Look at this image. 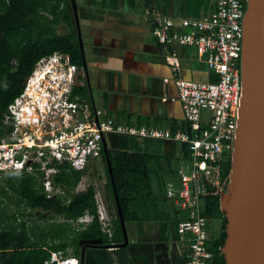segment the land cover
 Listing matches in <instances>:
<instances>
[{"label": "built area", "instance_id": "built-area-1", "mask_svg": "<svg viewBox=\"0 0 264 264\" xmlns=\"http://www.w3.org/2000/svg\"><path fill=\"white\" fill-rule=\"evenodd\" d=\"M245 12V0H217L212 12L198 19L179 20L181 31L170 18H154L151 34L157 43L194 48L215 77L201 83L175 75L185 121L175 131L114 121L73 93L76 75L82 69L71 64L67 55L54 53L41 58L2 118L7 131L0 137V177L13 171L39 172L43 193L53 199L65 195L54 183L59 170L84 173L91 163L102 159V141L107 134L183 143L188 148V166H180L175 179L167 182L165 196L185 213L177 225L180 240L186 244L185 264H216L209 243L205 195L208 189L219 195L223 191L221 169L234 147L242 98L241 31ZM169 58L178 74L176 58ZM85 180L82 176L75 192L86 189ZM92 187L97 219L103 233L111 238L112 216L102 193ZM83 219L77 223H84ZM70 260L79 264L76 258ZM67 262L68 257L52 253L45 264Z\"/></svg>", "mask_w": 264, "mask_h": 264}, {"label": "trees", "instance_id": "trees-1", "mask_svg": "<svg viewBox=\"0 0 264 264\" xmlns=\"http://www.w3.org/2000/svg\"><path fill=\"white\" fill-rule=\"evenodd\" d=\"M59 24L65 25V33L58 34ZM54 53L65 54L71 64L82 67L70 0H0V137L7 131L2 118L21 92L24 79L41 58ZM73 93L84 96L85 89L75 81ZM102 158L114 208L112 237L103 233L97 219L92 185L75 192L82 172L60 169L54 183L65 195L47 199L41 173L13 171L0 177V264H45L52 253H59L62 258L71 253L78 258L85 245L107 247L123 243L113 187L104 155ZM108 159L125 224L161 219L156 203L166 199V184L175 179L179 160L117 149H108ZM230 167L231 155L221 169L223 191ZM205 200L209 222L219 219L224 223L218 247L212 251L214 263L224 264L220 249L226 221L219 207V194L208 189ZM86 216L91 220L81 227L77 221ZM53 217L63 220L56 223ZM120 250L119 264H127L124 251Z\"/></svg>", "mask_w": 264, "mask_h": 264}, {"label": "crops", "instance_id": "crops-1", "mask_svg": "<svg viewBox=\"0 0 264 264\" xmlns=\"http://www.w3.org/2000/svg\"><path fill=\"white\" fill-rule=\"evenodd\" d=\"M75 2L86 64L76 75V84L85 89L83 98L116 122L169 131L182 128L185 121L174 84L175 75L201 83L213 81L215 77L194 48L157 43L151 34L152 22L156 17L170 18L181 31L179 20L198 19L212 12L217 0ZM63 26L59 24L57 32L58 28L64 29ZM172 56L177 60L178 74L169 63ZM104 139L107 149L177 159V167L184 166L188 158V148L183 143L119 134H107ZM101 161L87 167L83 173L85 179L89 171L94 175ZM105 203L108 206L107 200ZM156 205L161 219L126 223L128 242L123 248L99 244L83 246L81 264H119L120 249L124 251L127 264H185L186 244L177 232L185 213L168 199ZM78 258L81 259V253Z\"/></svg>", "mask_w": 264, "mask_h": 264}, {"label": "water", "instance_id": "water-1", "mask_svg": "<svg viewBox=\"0 0 264 264\" xmlns=\"http://www.w3.org/2000/svg\"><path fill=\"white\" fill-rule=\"evenodd\" d=\"M78 46L85 57L75 0H70ZM242 98L226 189L219 195L225 218V238L220 253L224 264H264V0H246L241 31ZM114 201L127 245L126 225L113 185L108 149L103 138ZM116 247V246H115ZM84 247L81 250V264Z\"/></svg>", "mask_w": 264, "mask_h": 264}, {"label": "rangeland", "instance_id": "rangeland-1", "mask_svg": "<svg viewBox=\"0 0 264 264\" xmlns=\"http://www.w3.org/2000/svg\"><path fill=\"white\" fill-rule=\"evenodd\" d=\"M245 2H246V0H245ZM66 30H67L66 27H64V29L58 28V32L61 34L65 33ZM37 68L39 69V67H37ZM99 161L100 160H98V162ZM184 166H188V162H185ZM91 174H92V172H90V171L87 172V174H86L87 179L85 180L86 182L84 184L85 188L88 185L95 186L98 189V191H100L102 193V195L104 197H106V198H104V200L108 201L109 211H111V213L113 214L114 208H113L112 200L109 197V188H108V184H107V180H106V176H105V172H104L103 161H101L100 168L95 173H93L94 175L91 176ZM34 213H32V214H34ZM85 219L88 220L89 218L83 219L84 223L81 224V227L85 226L87 224V222H85ZM62 220L63 219L61 217H55V218L53 217L52 218V221H54L56 223L57 222L60 223ZM75 224L77 225V223H75ZM208 224H209L208 228H209V230H211L210 235H209V243H210V245H212V247H213L212 251H213L214 248L218 247V242L220 240V237H221V234L223 231L224 223L222 221H220L219 219H214V220H211ZM79 226L80 225H77V227H79ZM70 256H72L71 253H69V255L67 257H70Z\"/></svg>", "mask_w": 264, "mask_h": 264}, {"label": "bare ground", "instance_id": "bare-ground-1", "mask_svg": "<svg viewBox=\"0 0 264 264\" xmlns=\"http://www.w3.org/2000/svg\"><path fill=\"white\" fill-rule=\"evenodd\" d=\"M229 155H231V160H232V152ZM229 155H228V157H229ZM228 157L226 158V160L228 159ZM230 169H231V167H230ZM207 220H208V218H207ZM208 223H209V220L207 222V228H208V225H209ZM66 264H74V262L72 260H70V258H68V262Z\"/></svg>", "mask_w": 264, "mask_h": 264}, {"label": "clouds", "instance_id": "clouds-1", "mask_svg": "<svg viewBox=\"0 0 264 264\" xmlns=\"http://www.w3.org/2000/svg\"><path fill=\"white\" fill-rule=\"evenodd\" d=\"M87 217V216H86ZM85 218V217H84ZM71 258L73 257V258H76L75 256H70ZM77 259V261H78V263H79V259L78 258H76ZM80 264V263H79Z\"/></svg>", "mask_w": 264, "mask_h": 264}]
</instances>
